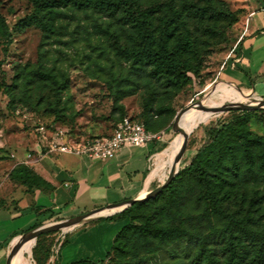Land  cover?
Listing matches in <instances>:
<instances>
[{
	"label": "rangeland",
	"instance_id": "374dc122",
	"mask_svg": "<svg viewBox=\"0 0 264 264\" xmlns=\"http://www.w3.org/2000/svg\"><path fill=\"white\" fill-rule=\"evenodd\" d=\"M260 8L256 0H144L143 10L150 12L151 28L157 41L169 45L188 44L180 56L189 70L188 81L174 88H159V96L153 103L150 127L164 135V141L155 144L154 155L165 150L158 160L159 170L164 166L163 157L171 151L187 123L205 111L189 108L179 120L176 131L173 124L181 110L202 101L205 96V105L214 106L224 94L235 89L245 94L254 93L227 81L220 73L227 56L245 36L253 33ZM0 17L6 26L0 18V152H8L1 145L2 140L36 136L41 126L48 132L64 131L91 139L109 135L123 116L143 118L149 97L146 82L137 83L130 72L131 63L117 54L118 47L132 48L123 14L110 17L62 0H55L54 7L45 11H37L33 0H0ZM224 73L230 75V67ZM241 99L235 97L232 101ZM228 104L231 103L224 106ZM220 111L221 116L216 121L202 122L192 128L178 174L190 166L197 152L208 143L210 127L220 128L232 122L234 112ZM243 112L249 113L246 123L251 133L264 137V111ZM168 167L160 170V175L169 177ZM154 169L152 163L148 174ZM210 172L216 177L225 175L213 166ZM160 175L156 173L157 181L152 183L149 193L162 183L157 179ZM193 186L187 172L179 177L175 188L179 194H185L192 191ZM223 190L229 192L223 201L202 202L197 210L178 209L169 192L149 213L151 222L166 228H185L188 219L194 218L206 233H211L207 249L186 241L174 242L157 246L152 253L135 260L145 264H226L223 253L228 248V227L233 228V223L244 216L250 218L252 230L264 235V182L250 178L229 185L227 180ZM77 213L55 214L38 226L87 212ZM121 213L65 229V240L70 242L80 232L78 230ZM61 234L62 231L57 232L50 240L55 244ZM234 235L242 234L234 229ZM242 239L244 245L238 249L246 257L240 262L253 264L256 249L244 236ZM22 249L27 255L25 245L20 251ZM54 256L58 263V255ZM33 262L36 264L34 257Z\"/></svg>",
	"mask_w": 264,
	"mask_h": 264
},
{
	"label": "trees",
	"instance_id": "16d2710c",
	"mask_svg": "<svg viewBox=\"0 0 264 264\" xmlns=\"http://www.w3.org/2000/svg\"><path fill=\"white\" fill-rule=\"evenodd\" d=\"M62 1L74 6L91 8L110 17L117 14L124 15L132 48L118 47L117 54L131 63L130 72L134 80L137 83L145 81L149 90V97L143 108V118H131L143 123L148 131L160 132L150 127L153 103L159 96V88H174L188 81L189 70L185 62L180 59L184 46L188 44L169 45L167 42L157 41L151 28L150 12L143 10L144 0ZM33 2L37 11H45L54 7L55 0H33ZM1 20L5 26L4 20L2 18ZM124 117L128 116H123L121 120ZM232 118V122L223 124L220 128L212 126L207 130L208 143L197 152L190 166L185 168L182 174L176 175L155 199L136 202L115 218L107 219L128 222L115 236L111 251L103 260L95 262L85 259L70 264H145L142 260L136 261L135 258L152 253L157 246L181 241L191 245H201L202 249H207L211 233H206L203 226L199 225L194 218L188 219V226L185 228H166L151 222L149 213L156 202L165 198L169 192L173 194V203L178 206V209L197 210L202 202L217 203L228 197L229 192L223 190L227 180L229 185L237 181L246 182L250 178H258L264 182V137L251 133L246 123L249 118L248 112H234ZM212 166L221 174L225 172V175L214 176L210 172ZM221 168L225 170L221 171ZM187 172L194 183L193 190L179 194L175 186L179 183V177ZM175 195H177L176 198ZM251 223L250 218L244 216L233 223V228L228 227L230 232L228 248L223 253L227 258L226 264H241L240 260L246 257L245 253L239 252L238 249L244 245L243 236L256 249V253L252 256L253 264H264V235L252 230ZM234 229L243 236L234 235ZM56 234H45L38 238L33 249L36 264H58L57 262L49 263L54 246L50 238L55 237Z\"/></svg>",
	"mask_w": 264,
	"mask_h": 264
},
{
	"label": "crops",
	"instance_id": "0c3cea01",
	"mask_svg": "<svg viewBox=\"0 0 264 264\" xmlns=\"http://www.w3.org/2000/svg\"><path fill=\"white\" fill-rule=\"evenodd\" d=\"M256 1L261 12L253 33L227 56L220 75L264 97V0ZM228 67L231 74L227 76L224 71ZM35 135L1 141L8 152H0V264L9 263L14 241L49 216L78 214L140 198L157 181L156 175L149 180L148 174V160L157 150L155 145L126 147L114 159L101 161L48 154ZM14 154L16 157L12 158ZM160 154L155 157V168ZM125 224L126 221L105 220L78 230L73 240L63 242L58 264L85 259L101 261ZM25 247L28 252L27 243ZM21 253L26 255L23 249ZM13 264L25 263L19 257Z\"/></svg>",
	"mask_w": 264,
	"mask_h": 264
},
{
	"label": "built area",
	"instance_id": "2783aa9c",
	"mask_svg": "<svg viewBox=\"0 0 264 264\" xmlns=\"http://www.w3.org/2000/svg\"><path fill=\"white\" fill-rule=\"evenodd\" d=\"M40 141L48 154L73 155L90 160H112L117 153L126 147H142L155 145L159 141H164L162 132L148 131L145 125L131 117H124L112 130L109 135L85 139L69 134L68 132H48L44 126L38 129ZM37 134V133H36ZM15 158V154L11 156ZM32 158L31 154L27 155ZM155 155L149 157V164L154 163ZM149 165V166H150ZM66 233H62L56 238L52 252V263L54 254L59 250L65 241Z\"/></svg>",
	"mask_w": 264,
	"mask_h": 264
},
{
	"label": "water",
	"instance_id": "95a60500",
	"mask_svg": "<svg viewBox=\"0 0 264 264\" xmlns=\"http://www.w3.org/2000/svg\"><path fill=\"white\" fill-rule=\"evenodd\" d=\"M191 107H194L196 109L199 110H227L230 112H243V111H250V110H263L264 111V100L263 102H259L257 104H243L240 106H205L204 104H202V101H197L196 103L192 104L190 107L181 110L174 121L173 127L176 131H178V122L181 119L182 115ZM186 146H187V139L184 140L179 153L176 157V166L181 162L183 155L185 153L186 150ZM179 170H177L176 167L173 168V170L171 171L168 179L161 183L159 186H157V188L153 191H151L147 196L143 197V198H136V199H130V200H126L124 202L121 203H117V204H112V205H108L105 207H101V208H96L90 212L84 213V214H80L77 216H74L72 218L66 219V220H62L59 222H55V223H50V224H46V225H41L38 226L34 229H31L25 233H23L17 240V244L15 245L13 251L10 254L9 257V263L8 264H13L14 259L16 257V255L18 254L19 250L23 247V245H25L27 242L35 240L37 242L38 238L41 237L42 235L45 234H50V233H57L60 231H64V229H68V228H76L79 227L81 225L87 224V223H91L94 221H98L102 218H105L107 216L110 215H114L117 213H121L123 211H125L126 209H128L129 207L133 206L136 202H140V201H145L147 199H153L155 197H157L176 177V175L178 174ZM109 208H121V210L112 213L110 215H104L101 214L104 211H106ZM36 246V245H35ZM33 255V254H32Z\"/></svg>",
	"mask_w": 264,
	"mask_h": 264
},
{
	"label": "bare ground",
	"instance_id": "6f19581e",
	"mask_svg": "<svg viewBox=\"0 0 264 264\" xmlns=\"http://www.w3.org/2000/svg\"><path fill=\"white\" fill-rule=\"evenodd\" d=\"M226 86H230V85H226ZM231 87H234V86L231 85ZM234 88H236V87H234ZM235 97H242V99L241 100L232 101V99L235 98ZM205 98H206V96H205ZM205 98L202 100V104H204V105H205V103H204ZM228 102L231 103L230 105L228 104L229 106H240V105H243V104H257L259 102H263V99L260 96H258L257 94H255V93H247V94H245L240 89H235V90H231V91L227 92L226 94H224V97L221 98V100L214 106H224ZM220 114H221L220 110H216V111L205 110L201 114H199V115L195 116L194 118H192L187 123L185 129L181 132L180 137L173 144L171 151H169L163 157L164 166H162V168H160V170H163V169L167 168L168 166H169L168 169L170 170V173H171V171L173 170L174 167H176L177 170H178L179 169V164L176 166V157H177V155L179 153V150H180L184 140L187 139V141H188V137H189V135H190V133L192 131V128L197 126L198 124H200L202 122H204L205 124H208V123H210L212 121H216L221 116ZM161 154L156 159L157 167L150 174L149 180H151L156 175V173H158L159 175L161 174L160 170L158 169V160H159ZM155 157H156V155H155ZM167 177H168V175L162 174V175H160L158 177V179H160L161 182L163 183V182H165L166 179H168ZM148 194H149V190L147 189L145 191V193L143 195H141V198L147 196ZM119 210H121V208H109V209H107L106 211H104L101 214L110 215V214L115 213V212H117ZM64 231H65V229H64ZM65 232H67V231H65ZM16 244H17V240L12 243L11 252L13 251V249H14ZM35 245H36V241L35 240L27 242V248H28L27 255L22 254L21 251L19 250V252L16 255L14 260L17 261L18 258L20 257L21 260L25 264H35L33 262V256H32L33 249H34Z\"/></svg>",
	"mask_w": 264,
	"mask_h": 264
}]
</instances>
